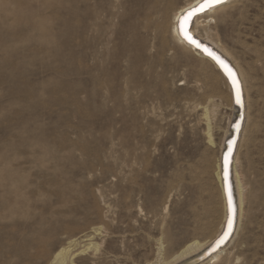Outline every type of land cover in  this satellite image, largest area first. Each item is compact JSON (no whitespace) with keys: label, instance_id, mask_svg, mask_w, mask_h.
I'll use <instances>...</instances> for the list:
<instances>
[{"label":"rangeland","instance_id":"rangeland-1","mask_svg":"<svg viewBox=\"0 0 264 264\" xmlns=\"http://www.w3.org/2000/svg\"><path fill=\"white\" fill-rule=\"evenodd\" d=\"M188 1L0 0V264H59L65 248L75 264H160L215 235L232 109L215 72L172 37ZM214 19L199 31L245 71L250 128L244 220L213 264H264V0ZM90 244L100 251L83 252Z\"/></svg>","mask_w":264,"mask_h":264},{"label":"bare ground","instance_id":"bare-ground-1","mask_svg":"<svg viewBox=\"0 0 264 264\" xmlns=\"http://www.w3.org/2000/svg\"><path fill=\"white\" fill-rule=\"evenodd\" d=\"M240 1L241 0H189L174 12L172 28L169 27L171 28L173 39L179 46H181V48H183L184 51H186L188 54L191 53V55L197 56L201 61V64L206 67L204 69L207 70L208 68H211L212 71L215 72L216 77L215 80H212L211 84L212 86L217 87L218 81H221L223 86L226 88V93L223 94H226V97L230 101L228 104L231 107L230 109H232V116H230L228 127L224 131L225 134L223 137V142L220 145V155L214 165V173L222 200V220L219 228L215 235L210 239L205 240V242H200V240L193 238V240H190L187 243H181L179 246H177L178 248L169 258L161 257L159 262L160 264L216 263L228 250V248L231 247L242 227V220H244V211L247 204V196L249 191L245 182V175H243L240 164L241 149L243 148L242 146L245 137L247 138L248 136H246V131L250 128H247L250 126L248 123V109L250 107V97L248 96V91H250V88L249 90L247 88V85L249 84L247 83L248 78L246 79L244 74L245 71H242V68L239 66L240 64L236 62V59L233 58V55H230L226 49H223L220 46L222 43H216L214 39L212 40L210 38L209 34L204 36L199 31L200 27L206 29L212 23L216 22L214 19V15L216 13L226 11L227 9L237 5ZM92 19L95 21V41H97L99 16L97 14L91 15L89 9L86 8L84 12V31L86 34H88L90 31V20ZM185 36H187L189 39H186ZM84 54L85 59H87L88 51H85ZM205 109L204 116L207 125V132L205 134L207 135L209 146L214 148L216 146V140L214 137L215 134L212 119L209 112L211 109L209 110L208 107ZM132 156L134 161H137L138 157H142L141 155ZM150 161L148 162L150 163ZM229 225L231 226L229 227ZM207 237L209 238V236ZM100 249L101 247L99 244H90V246L83 252L93 250L97 253L100 251ZM54 261L59 264H75V259L73 258V254L69 248L62 249L60 252H58Z\"/></svg>","mask_w":264,"mask_h":264},{"label":"snow or ice","instance_id":"snow-or-ice-1","mask_svg":"<svg viewBox=\"0 0 264 264\" xmlns=\"http://www.w3.org/2000/svg\"><path fill=\"white\" fill-rule=\"evenodd\" d=\"M189 15H191V14H189ZM185 38H186V39H189L187 36H185ZM230 226H231V225H229V227H230Z\"/></svg>","mask_w":264,"mask_h":264},{"label":"water","instance_id":"water-1","mask_svg":"<svg viewBox=\"0 0 264 264\" xmlns=\"http://www.w3.org/2000/svg\"><path fill=\"white\" fill-rule=\"evenodd\" d=\"M226 152H227V151H226ZM226 152H225V154H226ZM225 154H224V155H225Z\"/></svg>","mask_w":264,"mask_h":264}]
</instances>
